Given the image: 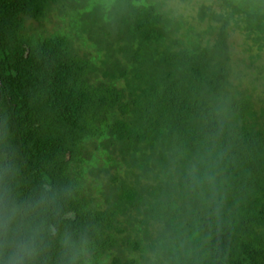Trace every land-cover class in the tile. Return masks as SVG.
Wrapping results in <instances>:
<instances>
[{
  "label": "trees",
  "instance_id": "16d2710c",
  "mask_svg": "<svg viewBox=\"0 0 264 264\" xmlns=\"http://www.w3.org/2000/svg\"><path fill=\"white\" fill-rule=\"evenodd\" d=\"M190 2L0 0V135L90 264H264V0Z\"/></svg>",
  "mask_w": 264,
  "mask_h": 264
},
{
  "label": "clouds",
  "instance_id": "9594fccd",
  "mask_svg": "<svg viewBox=\"0 0 264 264\" xmlns=\"http://www.w3.org/2000/svg\"><path fill=\"white\" fill-rule=\"evenodd\" d=\"M196 167L190 175L196 181ZM22 165L10 137L0 135V264H90L86 232L61 227L70 188L43 182L25 190Z\"/></svg>",
  "mask_w": 264,
  "mask_h": 264
},
{
  "label": "rangeland",
  "instance_id": "374dc122",
  "mask_svg": "<svg viewBox=\"0 0 264 264\" xmlns=\"http://www.w3.org/2000/svg\"><path fill=\"white\" fill-rule=\"evenodd\" d=\"M196 1H199V0H191V2L189 4H185L183 6V9L185 8V12H184L185 14H187V15L193 14L192 7L195 5ZM174 6H172V7H174ZM66 8H68V7H66ZM71 13H72L71 9H67L64 13L59 12L58 15H57V11H50L47 18L45 20H42L40 23L27 21L26 25H30L29 31H31V33H39L40 29H44V31L46 33H55L57 31H59V33L61 34V33L65 32V29H63L65 27L64 26L65 22L63 21L62 18L72 15ZM230 43L232 46V53L234 54V59L236 61H238V63H236L237 64L236 66L238 67V69H242L243 67L249 65V63L251 62V59L249 57H250V55H253L255 53V51L254 50H251V51L248 50L249 44L246 43V39L244 38V36L239 32H234L231 34ZM259 63L264 64V56L262 54H261V59H259L256 64L258 65ZM252 66H254V65H252ZM245 73H247V74L249 73L250 75H251V73H252V75L254 74L253 78L258 76V75H256V71L254 70L253 67H251L250 69L247 68L245 70ZM250 77L247 78V80H250ZM261 85H262V81H258L256 83V87L258 88V90L261 88ZM92 196L97 198L95 193H92Z\"/></svg>",
  "mask_w": 264,
  "mask_h": 264
},
{
  "label": "water",
  "instance_id": "95a60500",
  "mask_svg": "<svg viewBox=\"0 0 264 264\" xmlns=\"http://www.w3.org/2000/svg\"><path fill=\"white\" fill-rule=\"evenodd\" d=\"M0 87H1V83H0Z\"/></svg>",
  "mask_w": 264,
  "mask_h": 264
}]
</instances>
